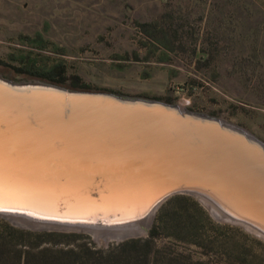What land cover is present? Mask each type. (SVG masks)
<instances>
[{"label":"water","instance_id":"95a60500","mask_svg":"<svg viewBox=\"0 0 264 264\" xmlns=\"http://www.w3.org/2000/svg\"><path fill=\"white\" fill-rule=\"evenodd\" d=\"M176 195L264 241V142L179 103L0 75V218L107 246Z\"/></svg>","mask_w":264,"mask_h":264},{"label":"rangeland","instance_id":"374dc122","mask_svg":"<svg viewBox=\"0 0 264 264\" xmlns=\"http://www.w3.org/2000/svg\"><path fill=\"white\" fill-rule=\"evenodd\" d=\"M57 64L92 89L179 103L264 142V0H0V75ZM48 232L75 235L58 246L117 245ZM171 233L159 232L156 247L212 263L208 249Z\"/></svg>","mask_w":264,"mask_h":264},{"label":"trees","instance_id":"16d2710c","mask_svg":"<svg viewBox=\"0 0 264 264\" xmlns=\"http://www.w3.org/2000/svg\"><path fill=\"white\" fill-rule=\"evenodd\" d=\"M142 27L147 30L151 25ZM16 71L15 80H40L69 89L100 91L82 84L78 76H66L61 64L38 72L29 67ZM167 229L172 231L169 237L174 240L189 239L194 246L212 252V263L202 258L195 260L184 251L166 246L157 248L159 232ZM226 232L240 233L241 240L231 238ZM74 236L25 230L0 218V264H264L263 240L238 226L214 224L197 201L188 195L167 199L157 210L145 238L130 239L105 250L86 243L72 247L56 243V239Z\"/></svg>","mask_w":264,"mask_h":264},{"label":"bare ground","instance_id":"6f19581e","mask_svg":"<svg viewBox=\"0 0 264 264\" xmlns=\"http://www.w3.org/2000/svg\"><path fill=\"white\" fill-rule=\"evenodd\" d=\"M102 242V240H99V243H101Z\"/></svg>","mask_w":264,"mask_h":264}]
</instances>
